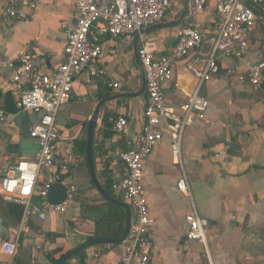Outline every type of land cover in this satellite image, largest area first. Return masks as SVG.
<instances>
[{"label":"crops","instance_id":"1","mask_svg":"<svg viewBox=\"0 0 264 264\" xmlns=\"http://www.w3.org/2000/svg\"><path fill=\"white\" fill-rule=\"evenodd\" d=\"M19 1L0 0L17 5ZM187 1L170 0L171 7L162 23L179 21ZM34 2L35 11L18 5L24 11V19L0 21V108L9 116V122L0 130V177L8 165L22 158L34 159L38 154L36 143L25 139L22 130L25 118L32 113H18L9 92L19 59L22 55L33 56L48 71L58 67L63 62L67 29L74 22L76 0ZM185 15L173 28L141 34L147 27L139 34L117 39L101 37L97 67L103 74L93 78L76 76L70 97L56 120L62 133L60 142L66 151L74 155L83 153L81 145L86 141L87 124L97 104L118 95L122 97L100 109L94 140L95 163L106 152L126 148L125 138L119 139L112 130L111 137L104 135L106 130L102 129L101 122L104 115L109 119H126L128 138L135 136L143 124L146 91L140 96H131L141 92L145 80L139 57L135 55V42L137 54L141 41L151 42L157 53H169ZM213 19L212 9H207L201 19L202 27L210 29ZM262 49L264 24L254 30L249 49L241 58L217 56L219 74L204 83L199 91L209 107L203 120H194L185 130L181 165L173 161L165 130L145 161L143 184L153 220L149 235L154 244L149 264H264V82L254 91L247 83H240L227 74L228 69L246 72L247 64ZM208 51L206 43L199 52L205 55ZM197 53L175 61L172 80L164 85L163 93L175 108L185 104L196 89L197 79L187 66L202 67L201 63L194 62ZM114 84L118 87L114 88ZM77 165L71 166L70 176L79 194L81 186L76 185V180L81 170ZM100 172L104 175L100 176ZM96 173L102 185L106 172L96 167ZM183 176L186 193L177 189L178 180ZM46 177L44 171L41 179ZM0 204L8 203L0 197ZM78 211L76 197L73 211L64 216L47 214L44 220L30 214L19 232L21 219L17 225L11 223L0 209V218L7 224L8 240L18 238L19 244L15 255L8 257L2 251L6 240L0 234V264H51L52 260H59L87 243L92 236L94 219L76 218ZM192 212L208 220L206 245L185 237V217ZM125 246L126 240L118 245H97L84 251L82 262L73 257L68 264H118Z\"/></svg>","mask_w":264,"mask_h":264},{"label":"built area","instance_id":"2","mask_svg":"<svg viewBox=\"0 0 264 264\" xmlns=\"http://www.w3.org/2000/svg\"><path fill=\"white\" fill-rule=\"evenodd\" d=\"M18 5L32 11L37 8L34 0H20ZM18 5L0 2V21L24 19V11ZM170 7V0H76L74 22L67 29L63 46V62L48 71L35 57H20V65L9 83V92L18 113L42 116L29 127V137L38 147L37 156L31 160L22 158L15 161L0 177L1 199L23 209L19 232L30 214L44 220L47 214L64 216L74 209L78 188L70 176V169L80 160L61 144L62 133L56 120L60 108L70 97L76 76L93 78L103 74L97 67L101 37L117 39L139 34L147 27L162 23ZM207 9H212L214 14L210 29H204L201 24ZM260 24H264V0H188L184 24L177 31L175 45L169 53H157L151 42L141 41L138 57L146 91L143 124L135 136L128 138L127 120L110 118L111 130L119 139L125 138L126 148L106 152L96 163L98 170L106 172L111 196L128 204L131 210L125 251L118 264H149L154 254V244L149 235L153 220L145 198L143 171L145 161L162 138V131L168 134L173 161L181 165L185 130L194 120H203L209 107L199 91L204 83L219 74L217 56L241 58L248 51L254 30ZM206 43L209 51L204 55L199 51ZM194 52H198L194 62L201 63L202 67L188 65L187 68L197 79L196 89L185 104L175 108L163 93L164 85L172 80L174 62ZM227 74L240 83H247L252 90H259L264 82V49L256 52L255 59L247 64L246 72L228 69ZM8 122L9 116L0 108V130ZM37 128L40 132L36 131ZM22 162L38 165L27 196L22 194V183L13 192H9L2 183L11 169H17V177L21 175L18 169ZM44 171L47 177L42 180ZM53 185H60L65 190V199L59 204H51L48 200ZM177 189L187 192L185 176L178 180ZM185 222L186 239L206 245L208 220L192 212L185 217ZM5 245L13 246L11 254ZM1 248L4 254L13 257L18 248V238L4 241Z\"/></svg>","mask_w":264,"mask_h":264},{"label":"water","instance_id":"3","mask_svg":"<svg viewBox=\"0 0 264 264\" xmlns=\"http://www.w3.org/2000/svg\"><path fill=\"white\" fill-rule=\"evenodd\" d=\"M186 12H187V4L185 5V9H184V11L181 15V19L179 21L162 23V24L151 26V27L145 29L144 31H142L141 34H150L156 30L173 28L181 22L184 15L186 14ZM135 47H136L135 55L138 58L137 41L135 42ZM144 91H145V80H144V84H143V88H142L141 92L138 94H133L131 96H140L144 93ZM125 96L130 97V95H125ZM120 97H122V96L118 95V96H115L113 98L102 100L97 104L92 116L90 117V119L88 121L87 128H86L85 160H86L88 174H89L91 184L94 187L97 194L99 195V197L102 198L106 202H109L115 206L122 208L125 211V226H124L123 233L119 238L95 237V238L91 239L90 241H88L87 243H85V244L75 248L74 250L68 252L67 254H65L61 259L58 260V262L56 264H64V263L68 262L69 260H71L73 257H75L77 254H79V253H81V252H83L89 248H92L94 246H97V245H105V244L118 245V244H122L123 242H125V240L128 236L130 224H131L130 207L128 204L113 198L110 195V193L108 191H106L103 188V186L101 185V183L99 182L98 177H97V173H96L95 150H94L95 131H96L97 124L99 121L100 109L107 102L114 100L116 98H120ZM41 116H42L41 114H39V115L31 114L30 116H28V118H25V125L22 126L23 135H24L25 139H27L31 142L33 141V139H31L29 137V124H36L38 122V120L41 118ZM64 199H65L64 188L60 185H53L50 188L49 193H48L49 202L51 204H59V203L63 202ZM0 234L2 237H4L5 240L9 239L7 224L3 223L1 218H0Z\"/></svg>","mask_w":264,"mask_h":264},{"label":"trees","instance_id":"4","mask_svg":"<svg viewBox=\"0 0 264 264\" xmlns=\"http://www.w3.org/2000/svg\"><path fill=\"white\" fill-rule=\"evenodd\" d=\"M102 129L105 131L106 137H111L113 132L111 131L112 124L109 122V116L104 115L102 118ZM86 141L83 142L81 145L82 152L84 153ZM83 146V147H82ZM95 150V148H94ZM85 166L87 168L85 156L83 154ZM105 172V171H103ZM99 175H104L99 173ZM104 181H102L103 188L108 191L110 194L109 189V180L106 177ZM93 187V186H92ZM94 188V187H93ZM105 207V211L102 212L99 210L100 208ZM0 209L3 211V217L10 220L11 223L18 224L20 222L21 216H22V207L16 204H0ZM97 210L98 212V218L93 220V230H92V236L88 238V241L95 238V237H110V238H119L124 230V223H125V211L115 206L109 202H106L102 199H100V202L98 205L90 206V210ZM84 251L77 254L73 259H78L80 262L83 261ZM58 260H52L51 264H56ZM68 264V262L64 263Z\"/></svg>","mask_w":264,"mask_h":264},{"label":"rangeland","instance_id":"5","mask_svg":"<svg viewBox=\"0 0 264 264\" xmlns=\"http://www.w3.org/2000/svg\"><path fill=\"white\" fill-rule=\"evenodd\" d=\"M76 156L80 160L78 162L77 168H79V170H81V171H79L80 172L79 176H77L76 185L81 186V190H79V194L77 196V203L79 205V211L75 215V217L76 218H82L84 216L88 220L97 219L98 218V212H97L98 209L97 210L96 209L90 210V206L96 207V205H98L100 202V198H99L97 192L95 191V189L92 187V184L89 181L87 168L85 166V162H84V158H83V153H77ZM82 182H84V184ZM99 210L104 212L105 207H102ZM76 222H78V221H76ZM18 247H19V244H18Z\"/></svg>","mask_w":264,"mask_h":264},{"label":"clouds","instance_id":"6","mask_svg":"<svg viewBox=\"0 0 264 264\" xmlns=\"http://www.w3.org/2000/svg\"><path fill=\"white\" fill-rule=\"evenodd\" d=\"M50 119V118H49ZM37 132H40V129H36ZM38 165L30 164L27 162H22L19 165L18 171L21 173L19 177L16 176L17 169H11L8 171L6 178L2 181L3 185L7 188L9 192H13L17 185L23 184L22 194L27 196L30 193L31 186L34 183L36 170ZM9 254L12 252L11 245H5Z\"/></svg>","mask_w":264,"mask_h":264}]
</instances>
